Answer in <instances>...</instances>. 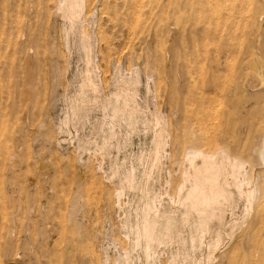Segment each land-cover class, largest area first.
Instances as JSON below:
<instances>
[{"label": "rangeland", "instance_id": "obj_1", "mask_svg": "<svg viewBox=\"0 0 264 264\" xmlns=\"http://www.w3.org/2000/svg\"><path fill=\"white\" fill-rule=\"evenodd\" d=\"M70 1L0 0V264H264L257 164L251 207L181 204L191 156L234 158L206 86L264 80V0Z\"/></svg>", "mask_w": 264, "mask_h": 264}, {"label": "bare ground", "instance_id": "obj_2", "mask_svg": "<svg viewBox=\"0 0 264 264\" xmlns=\"http://www.w3.org/2000/svg\"><path fill=\"white\" fill-rule=\"evenodd\" d=\"M68 9L70 11H72V13L75 12V10L79 7V3L78 0H71L69 2L68 5ZM187 81V80H186ZM207 83V80H206ZM205 83V84H206ZM264 85V80H209L207 83V88H208V94L209 96H214L215 98L217 97V100L220 101H224V103L227 105L226 107L229 109L233 110V117L227 121L226 125L228 126V131H231V134L234 138V141L230 144V150L233 152L232 155L234 156V158L230 157V155H225L224 156L221 155V157L219 159H211L210 156L205 157V156H201L200 157V162H196L195 157L193 158V156H191V158L189 159L190 161V172L186 175V183H188L189 186L187 189V192L185 195V197H183L182 199V203L184 206H188L190 208V210H193L194 212L196 211L197 214L198 212L200 214H208L209 212L212 213V211L214 210V208L216 209L217 204L219 202H224L227 200H232L233 195L230 191L231 187L233 190V186H235V189L239 190L237 192H234L238 194V196L241 195V197H243L245 199V202L250 203L249 206L251 205V203L255 200L253 199V201H251V199L254 197V192H255V183L251 180H244L242 183L244 185H246V190L245 192H243L242 190V186L239 184H230L232 183L233 179L231 178H235L237 177L239 174L245 172V168L250 166H255L256 164L264 170V141L262 142L261 145H259L258 147H256V151L254 152L252 148V134H254L255 130V126L258 125L257 120H260V117H264V115H261L259 118H255L253 119V113L254 111H256L258 109V111H263L264 110V102L261 103V100H259L260 98H264V89L257 93V94H252L253 92V88L254 87H263ZM204 87V86H203ZM207 88H203L206 89ZM257 89V88H255ZM254 89V90H255ZM261 89V88H259ZM252 90V91H251ZM203 91V90H202ZM204 91V92H205ZM258 91V89H257ZM191 92V91H190ZM200 94V93H199ZM206 94V93H205ZM207 94V95H208ZM249 96H254V100H259L258 103L260 102L261 104H254L256 102H251V100H248L247 97ZM207 97V96H206ZM212 97L210 98V100L212 99ZM186 99L188 97H185ZM202 98V97H201ZM204 98V97H203ZM207 101L209 99H206ZM186 101V100H185ZM214 101V100H213ZM250 101V102H249ZM188 102V101H187ZM206 102V101H205ZM178 103V102H177ZM189 103V102H188ZM211 103V102H210ZM219 103V102H218ZM218 103H216L218 105ZM222 104V102H220ZM201 104V103H200ZM205 104V103H204ZM215 104V102L213 103ZM212 104V105H213ZM181 105V104H180ZM184 104H182L183 107ZM220 105V104H219ZM218 105L219 109L220 106ZM207 106V103L206 105ZM213 107V106H212ZM217 107V106H215ZM187 108V107H186ZM194 108V107H193ZM210 108V107H209ZM208 108V110H209ZM225 108V107H224ZM189 109V108H188ZM197 109V107H196ZM206 109V108H205ZM218 109V108H217ZM219 109L217 111V115L219 112ZM227 109V110H229ZM195 110V109H194ZM213 110H215L213 108ZM186 111V109H185ZM192 111V110H191ZM226 111V110H225ZM230 111V110H229ZM180 112V111H179ZM205 112V111H204ZM216 112V110H215ZM224 112V111H223ZM228 112V111H227ZM232 112V111H231ZM185 113V112H184ZM186 113H188L186 111ZM185 113V114H186ZM191 113V112H190ZM213 112L211 111L210 114H212ZM221 113V112H220ZM231 113V114H233ZM258 113V112H257ZM257 113H254L256 115H258ZM205 114V113H204ZM209 114V113H208ZM209 114V115H210ZM223 114H226L223 113ZM194 115V114H193ZM216 115V114H214ZM220 115V114H219ZM222 115V114H221ZM220 115V116H221ZM181 116V115H180ZM229 116V115H228ZM199 117V116H197ZM202 117V116H200ZM199 117V118H200ZM209 117V116H208ZM207 117V118H208ZM210 117L212 118V116L210 115ZM215 117V116H214ZM213 117V118H214ZM219 117V116H216ZM224 117V116H222ZM187 118V117H186ZM191 118V116H190ZM196 119V117H195ZM198 119V118H197ZM210 119V118H208ZM215 119V118H214ZM217 119V118H216ZM215 119V120H216ZM201 120V119H199ZM219 120V119H218ZM209 121V120H208ZM207 121V122H208ZM261 121L263 122L264 120L261 119ZM260 122V121H259ZM261 122V123H262ZM216 123V122H215ZM214 123V124H215ZM209 124V122H208ZM212 125V124H211ZM216 126V125H215ZM226 126V127H227ZM213 127V126H212ZM220 127V126H219ZM189 128V127H188ZM258 128V126H257ZM261 129V128H260ZM197 130V129H196ZM201 130V129H200ZM199 130V131H200ZM205 130V129H204ZM211 130V129H209ZM208 130V131H209ZM202 131V130H201ZM212 131V130H211ZM217 131V130H216ZM220 131V130H219ZM263 132V131H262ZM191 133V132H190ZM207 133V131H206ZM209 133V132H208ZM245 133V134H244ZM248 133V138L249 136H251V138L249 139L250 142L248 144H243L242 142H244V138H246V135ZM261 133V132H260ZM201 134V133H200ZM202 135V134H201ZM200 135V136H201ZM210 135V134H208ZM219 135V134H218ZM226 135V134H225ZM213 136V134H212ZM220 136V135H219ZM197 137V136H196ZM208 137V136H207ZM195 138V137H194ZM209 138V137H208ZM216 138V137H215ZM196 139V138H195ZM206 139V138H205ZM191 141V140H190ZM206 141V140H205ZM215 141V140H214ZM209 142V141H207ZM230 142V141H229ZM184 143V142H183ZM186 143V142H185ZM189 143V141H188ZM223 143V142H222ZM195 144V143H194ZM204 144V143H203ZM207 144V143H206ZM206 144L205 147H206ZM213 144V143H212ZM215 144V143H214ZM198 145V144H197ZM183 146V145H182ZM199 146V145H198ZM217 146V144H216ZM193 147V146H192ZM202 147V145H201ZM255 147V146H254ZM181 148H185L181 147ZM188 148V147H187ZM215 148V147H214ZM205 149V148H204ZM209 150V148H207ZM206 149V150H207ZM185 150V149H184ZM187 150V149H186ZM189 150V149H188ZM203 150V149H202ZM214 150V149H213ZM193 152V151H192ZM206 152V151H205ZM226 152V151H225ZM228 153V152H227ZM254 153V154H253ZM198 154V153H197ZM212 154V153H211ZM219 154V153H218ZM188 154H186L187 156ZM199 155V154H198ZM197 155V156H198ZM190 156V155H189ZM212 158H214L212 156ZM187 162V161H186ZM189 166V164H188ZM249 166V167H250ZM251 169V167H250ZM248 170V169H247ZM188 171V170H187ZM262 171V170H261ZM249 172V171H248ZM255 172V171H254ZM257 173V172H256ZM248 174V173H247ZM245 175V174H244ZM261 175V174H260ZM230 177L228 182V178ZM237 178H235L234 181H236ZM257 179V178H256ZM243 180V179H242ZM241 180V181H242ZM254 180V179H253ZM241 183V182H240ZM184 184V185H185ZM260 184V183H259ZM185 192V190H184ZM259 193V192H258ZM236 194V195H237ZM240 194V195H239ZM237 196V197H238ZM235 197V196H234ZM241 197H239L241 199ZM257 197V196H256ZM255 197V198H256ZM238 198V200H239ZM257 199V198H256ZM237 200V201H238ZM240 201V200H239ZM238 201V202H239ZM184 202V203H183ZM221 202V203H222ZM229 202V201H228ZM234 202V201H233ZM220 203V205H221ZM230 203V202H229ZM254 203V202H253ZM237 204V203H236ZM257 204V203H256ZM248 206V207H249ZM251 207V206H250ZM249 207V208H250ZM216 211V210H215ZM210 213V214H211ZM192 214V213H191ZM194 214V213H193ZM209 214V215H210ZM214 214V211H213ZM254 214V213H253ZM264 213H262L263 215ZM203 215V216H204ZM256 215V214H255ZM258 215V214H257ZM208 216V215H207ZM259 216V215H258ZM264 216V215H263ZM198 217V216H197ZM249 217V216H248ZM252 217V216H251ZM256 217V216H255ZM143 218V217H142ZM202 218V217H201ZM259 218V217H257ZM261 218V217H260ZM259 218V219H260ZM264 218V217H262ZM251 219V218H250ZM253 219V218H252ZM251 219V220H252ZM256 219V218H255ZM248 220V219H247ZM263 220V219H262ZM155 221V220H154ZM158 221V220H157ZM202 221V220H201ZM253 224L256 222L254 220ZM149 223V222H148ZM158 223V222H157ZM252 223V222H251ZM258 223V222H257ZM156 224V223H155ZM250 224V222H249ZM157 225V224H156ZM258 225V224H256ZM252 226V224H251ZM255 226V225H254ZM256 227V226H255ZM254 227V228H255ZM137 228V227H136ZM152 227V223L147 224L145 222V224L143 225V227L141 228L140 233L142 235H144L145 237H143L145 240H148L147 242H149V240L151 239L152 236V231H153ZM253 228V227H252ZM160 229V228H159ZM161 231V230H160ZM198 232V231H197ZM157 233V232H156ZM163 233V232H162ZM139 234V232H138ZM165 234V233H164ZM142 237V236H141ZM153 237V236H152ZM147 238V239H146ZM160 239V238H159ZM143 240V239H142ZM160 242V241H159ZM150 243V242H149ZM147 243V244H149ZM154 243V242H153ZM147 246V245H146ZM145 246V247H146ZM149 246V245H148ZM147 253V252H146ZM147 256V255H146Z\"/></svg>", "mask_w": 264, "mask_h": 264}]
</instances>
